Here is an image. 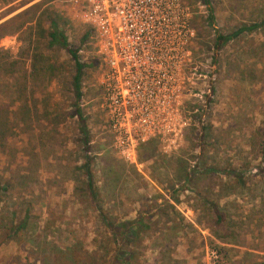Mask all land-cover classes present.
I'll list each match as a JSON object with an SVG mask.
<instances>
[{
	"label": "rangeland",
	"instance_id": "1",
	"mask_svg": "<svg viewBox=\"0 0 264 264\" xmlns=\"http://www.w3.org/2000/svg\"><path fill=\"white\" fill-rule=\"evenodd\" d=\"M185 2L186 125L174 147L145 141L133 165L111 147L103 63L70 1L0 0V264H112L99 212L113 225L134 220L135 238L117 243L129 264H264V0H209L210 24L200 0ZM49 19L83 63L86 142L74 64L49 44ZM252 23L215 46L216 33Z\"/></svg>",
	"mask_w": 264,
	"mask_h": 264
},
{
	"label": "built area",
	"instance_id": "2",
	"mask_svg": "<svg viewBox=\"0 0 264 264\" xmlns=\"http://www.w3.org/2000/svg\"><path fill=\"white\" fill-rule=\"evenodd\" d=\"M69 1L103 63L101 105L116 155L137 165L149 139L174 147L186 125L184 71L194 36L185 0Z\"/></svg>",
	"mask_w": 264,
	"mask_h": 264
},
{
	"label": "trees",
	"instance_id": "3",
	"mask_svg": "<svg viewBox=\"0 0 264 264\" xmlns=\"http://www.w3.org/2000/svg\"><path fill=\"white\" fill-rule=\"evenodd\" d=\"M200 2L206 6V18L205 21L208 22L209 24L212 22V7L210 6L209 0H200ZM23 13V12H22ZM20 15V13L15 14L12 16V18H16ZM264 22V17L262 19ZM261 21V22H262ZM257 24H250V25H239L236 27L234 30L228 33H216L215 34V39H214V44L215 46H218L220 43L225 42L228 38L236 35L240 31L243 30H250L256 27ZM48 28L49 30L47 31V36H48V42L49 44H55L62 49L66 51V53L71 57L73 64H74V72L71 77V86L72 90L74 93V114L77 116L79 125H80V131L81 134L84 136L86 134L85 126L83 123V119L81 118V114L79 112V108L77 106V101L81 95V89H80V74H81V68L83 66V63L79 60L77 56V51L78 48H72L69 43L67 42V39L63 33V31L59 30L57 28L56 22L53 19H49L48 23ZM91 29L89 26L85 27L82 35L80 36V40L83 41L85 37L90 35ZM83 141L86 142L85 136L83 137ZM85 156H87L85 154ZM82 167L84 170L85 174V181H86V186L89 190L90 195H93V189H92V181H91V174L89 170V160L88 158L84 159V162L82 163ZM7 185L4 183L2 186H0V190H6ZM100 218L103 221L105 228L108 229L111 235V240L115 241V244L117 247L114 246L113 250V256L110 259V262L112 264H129L128 258H130V255L126 253L127 250L122 249L121 246H118V242L124 243L125 245H129V242H131L134 238L136 233L138 232V228L134 227V220L133 221H127V222H120L117 225H113L111 221L107 219V217L102 213L99 212ZM139 225L141 224V221L137 220ZM24 221H19L16 225L13 227H9L8 234L11 232H15L18 230Z\"/></svg>",
	"mask_w": 264,
	"mask_h": 264
}]
</instances>
